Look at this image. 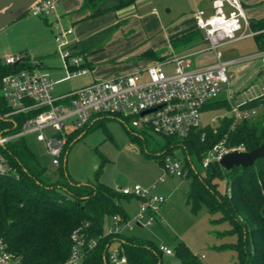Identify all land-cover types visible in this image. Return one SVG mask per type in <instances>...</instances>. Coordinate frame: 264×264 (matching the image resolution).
<instances>
[{"label":"rangeland","instance_id":"1","mask_svg":"<svg viewBox=\"0 0 264 264\" xmlns=\"http://www.w3.org/2000/svg\"><path fill=\"white\" fill-rule=\"evenodd\" d=\"M151 1L138 0L132 5L98 17L85 19L87 17L85 16L83 18L85 20L82 19L77 22H72L73 17L68 15H63L62 18L55 20L52 13L49 16H35L33 12H30L23 17L34 22L29 31L18 32L13 24L0 33V63L5 64L6 55L17 57L20 56L21 52H25L33 59L44 61V64H47L50 69H60V74L54 77L56 80H61L66 77L65 71L61 70L64 66L59 51V45L62 41L61 34L71 29L73 35L69 36L68 40L72 45L81 44V41H87L95 36L92 40L93 44L85 49V53L93 65V71L87 75H79L71 81L59 82L56 86V93L81 89L92 84L94 79L100 81L110 75L114 77L123 76L131 74L137 69L147 68L150 62L143 58L147 51H154L158 57H161L163 53L168 55L172 53L171 40L167 35L165 26L161 29L157 21V18L159 16L162 18V15L168 19H174L170 12H166L169 6L163 8L165 11L160 8L157 14L154 12L153 16L149 15L147 18L144 17L139 20L135 19L137 17H133L136 13H138L137 16L143 17L152 11L153 5L147 9L143 8V10L140 8V5L145 2L148 4ZM240 1L246 5L245 14L250 21L264 19V0ZM157 2H153L156 7L159 4ZM174 4L175 2L173 4L171 2L172 12ZM87 10L90 14L93 12V8ZM115 16L118 17L117 21L113 20ZM114 21L116 24L109 26L108 23ZM98 25H108L109 27L106 26L103 30L92 35L91 33L95 32L92 29ZM243 27L245 30L244 24ZM109 28H113V31L108 32ZM90 35L91 37H89ZM78 39L83 40L75 42ZM196 44L200 43H191L186 47H181L182 56L191 55L187 59L190 60L191 67L206 65H199L204 59L209 61L208 65L214 64L210 52L204 51L207 46L202 44L203 46L198 45L200 47L194 48ZM199 51L204 52L202 55L195 54ZM220 52H222L224 60L228 61L255 56L261 52V49L256 39L250 37L226 46ZM25 53L22 55H27ZM165 60L167 58L151 61L153 65L163 63ZM262 64L261 59H254L247 63L234 65L229 69L230 88L235 99L229 101L232 109L237 107L239 103L255 99L261 94V79L258 73L262 70ZM171 71V69L167 70L168 73ZM227 90L228 88L225 87L219 101L228 99ZM249 108L258 112V116L250 121H254L259 126L263 125L264 99L253 102ZM232 115L233 112L227 107L210 108L203 112L201 125L220 127L221 121L224 118L232 117ZM128 129L135 134H141L140 141L132 139ZM45 134L51 135V129L45 130ZM26 141L40 165L47 169L49 177L57 180L60 176L58 169L51 167V158L48 156L44 145L38 143L34 136L28 137ZM166 144L167 142L163 137L148 129L140 133L139 130L132 127L128 128L118 120L109 119L96 124L77 143L67 147V171L73 180L86 185L96 180V172L101 168L98 175L99 182L116 190L133 188L136 185L150 189L163 179L153 194L164 196L166 203L160 206L154 215V222L147 225L151 215L144 214L141 227H124L123 234L128 237L149 240L158 247H166L172 250L173 256L162 254L161 264H183L182 259L176 253V248L180 243H184L194 254L196 264H238V251L230 247L236 245L238 238L235 235L219 236L218 234L230 230L231 226L228 223L211 224L210 220L220 218V214L212 217L205 208L198 215H194L186 200L190 179L186 178V175L178 178L166 174L160 162ZM172 156L184 165L185 152L182 148L173 149ZM193 160L197 169L202 172L201 165L196 162L195 158ZM219 185L220 190L224 192L225 182L219 181ZM139 202L137 198L131 197L122 203L125 211L132 219L141 209L142 203ZM105 229H107V225ZM222 246L229 247L221 249ZM117 248V244L112 245V250Z\"/></svg>","mask_w":264,"mask_h":264},{"label":"trees","instance_id":"2","mask_svg":"<svg viewBox=\"0 0 264 264\" xmlns=\"http://www.w3.org/2000/svg\"><path fill=\"white\" fill-rule=\"evenodd\" d=\"M108 1L84 0L80 11L93 8V12L85 18L89 19L132 5L138 0H122L118 5L97 13ZM251 28L260 32L254 38L261 52L264 51V19L251 21ZM107 31H113V28ZM94 38L79 44L81 53L93 44ZM191 43H204L203 33L198 29L174 39L171 45L179 48ZM143 58L166 59L152 51H147ZM35 61L41 66L39 59ZM34 67L28 55L23 56L18 65L0 63V79ZM218 107H227L232 111L227 100H218L207 109ZM10 112L0 96V115ZM32 114L1 119L0 135L20 131ZM109 119L127 123L117 116H96L87 127L68 135L57 180L49 177L47 169L40 165L27 138L10 142L2 148L16 174L0 176V241L22 264H66L72 254V237L76 232L83 234L86 240L82 264H110L113 244H117L120 254L127 257L128 264H161L163 252L153 242L123 234L106 236L105 226L108 228L113 217L123 224L132 219L122 204L131 196L99 182L101 168L96 172L95 181L82 185L71 178L64 166L67 147L77 143L96 124ZM233 122L232 117L224 118L220 127L206 126L192 132L186 139L163 137L167 144L160 162L163 166L165 156L172 155L175 148H182L185 152L183 171L191 181L186 200L192 213L198 215L205 208L212 217L220 214V218L211 219L210 223H228L231 226L230 230L218 234L238 238L236 245L230 246L238 251V264H264V158L258 159L251 167H234L231 171L224 170L218 163H212L207 169L202 166L207 152L225 136H228L229 145H243L248 152L264 143V124L259 126L254 121H245L232 132ZM128 132L132 139L140 141L141 134L129 129ZM193 158L201 165L202 172L197 169ZM219 181L226 184L224 192L219 188ZM94 242L96 246H93ZM228 247L222 246L221 249ZM176 253L183 264H196V257L184 243L179 244Z\"/></svg>","mask_w":264,"mask_h":264},{"label":"built area","instance_id":"3","mask_svg":"<svg viewBox=\"0 0 264 264\" xmlns=\"http://www.w3.org/2000/svg\"><path fill=\"white\" fill-rule=\"evenodd\" d=\"M59 2L60 0H42L31 12L35 16H49L56 12ZM194 18L197 29L203 33V42L207 46L204 51L212 52L215 56L214 64L191 68L187 60L191 55H175L167 58L163 63L151 65L144 71L96 81L60 97L54 95L57 83L40 70L41 66L38 62L33 63L35 67L32 70L25 69L16 74L3 76L0 79V96L11 112L4 116L0 115V120L17 115L34 114L22 124L20 131L0 135V176L16 174L3 154L2 148L10 142L30 136H34L38 143L44 145L51 158V167L58 169L68 143V135L87 127L96 116H117L127 121L125 125L128 128L137 129L140 133L148 129L160 137L186 139L192 132L206 127L201 125L203 112L219 100L225 87L229 91L230 67L254 59H261L263 63L262 70L258 73L261 79V94L257 99H264V51L255 56L229 61L224 60L220 52L222 48L239 40L260 34L252 30L241 1L211 0L210 11L198 9ZM241 32L243 33L238 36ZM72 34L71 29L64 31L59 45L66 71L64 80L85 75L88 71L82 67L84 65L82 58L75 54L73 45L68 40ZM204 51L195 54H202ZM22 59L21 55L7 56L5 65H16ZM166 69H171V73ZM227 96V101L235 100L230 91L227 92ZM245 104H240L232 110L234 119L231 125L232 132L241 122L254 120L258 116L256 110H241V106ZM47 129H51V135L45 134ZM227 138L228 136H225L207 152L202 165L204 169L212 163L220 164L227 154L248 152L243 145H229ZM163 167L167 175L178 178L185 175L182 162L172 155L165 156ZM161 182L163 179L150 189H144L139 185L122 188L120 191L124 195L135 197L142 203L141 209L125 224L117 217H113L106 230V236L121 235L124 227H141L144 214L151 215L147 222V225H151L160 206L166 203L164 196L153 194ZM72 243V254L66 264H82L85 257V236L76 232L72 237ZM93 246H96L95 242ZM160 250L166 255H173V251L166 247H160ZM109 262L128 264V259L121 255L117 248L111 250ZM0 264H22L19 258L7 251L2 241H0Z\"/></svg>","mask_w":264,"mask_h":264},{"label":"crops","instance_id":"4","mask_svg":"<svg viewBox=\"0 0 264 264\" xmlns=\"http://www.w3.org/2000/svg\"><path fill=\"white\" fill-rule=\"evenodd\" d=\"M83 1L84 0H60L59 5H58V9L56 10V12L52 13L54 15L55 20H58V19L62 18L63 15H68L70 17H73L72 22H77V21H81L85 16H89L90 13L88 12V10L87 11L86 10L80 11L81 8H82V5H83ZM139 1H150V0H139ZM152 1L153 2H157L158 1L157 2V3H159L158 6L156 7ZM152 1L150 3H148V4H145L146 3L145 2L143 5H140L141 10H143V8H146V9L147 8H150L153 5L152 11H150L147 15L145 14L146 16L144 15L143 17L137 16L138 13L134 14L133 17L134 18L137 17L135 19H139V20L142 19V18H144V17L147 18V16H149V15L153 16V13L154 12L157 14V12H159L160 8L163 9V8L169 6V8L166 9V12L167 13L170 12L171 15L174 16L173 17L174 19H168L165 15L164 16L162 15V18L159 16V18H157V21H158V25H160V28L161 29L163 28V26H165V30H166L167 35L170 38L171 42H172L173 39L180 38V37H182L184 35H187V34H190L192 32H196L197 31L196 20L194 18V14H195L196 10H198V9H204V10H207V12H209L210 9H211V0H171V1H167V0H152ZM171 2H172V4L175 2V4L173 5L174 6L173 12H172ZM169 3H170V5H169ZM243 7H244V9H246V5L243 4ZM117 19H118L117 16H115L113 18V20H116V21H117ZM31 21L29 20V18H22L17 23H15L13 27L14 28L16 27L15 29L18 32L20 31L22 33L25 30L27 32V31H29L30 27H33V25H34V22H31ZM116 21H114L112 23H108V24H110L109 26H111V25L113 26V24H116L115 23ZM46 22H47V20H46ZM106 26H108V25H98L97 27H95L94 29H92L95 32L94 33H91V34L93 35V34L99 32V31L103 30V28L106 27ZM89 37H91V35ZM81 40H83V39H78L75 42H80ZM81 42H83V41H81ZM199 45H202V44H199ZM203 45L206 46L204 43H203ZM198 47H200V46L196 45L194 48H198ZM182 48L181 47H179V48L171 47L172 53H170L169 55L163 53L161 55V57L170 58V57L175 56V55L176 56H180V55L182 56V53H183L181 51ZM73 50L75 51V54L77 56H79V57L82 58L83 64L84 65L86 64L85 68L88 71H87V73L85 75H87L88 73H90V71L92 72L93 71V65H92L91 61L89 60V57L86 55V53L85 52H82L81 53V49H80L78 43L75 44V45H73ZM149 51H152V50H149ZM152 52H154V51H152ZM24 53L21 52L20 55H22ZM25 54H27V53H25ZM80 54L81 55L83 54V56H80ZM209 54H211V58H212L213 62H215V56H214V54L212 52H210ZM6 56H10V55H6ZM22 56H25V55H22ZM29 58H30V60L33 63L38 62V61H35L36 58L33 59L31 56H29ZM145 60H148L150 62V65L148 66V67H150L152 65V61L149 60V59H145ZM189 62H190V60H188V63ZM40 63H41L40 70L43 73L47 74L51 79H53L57 83V85L59 84V82L71 81V80L74 79L73 78L71 80H64L66 78L65 77V78H63L61 80H59V79L56 80L54 76H58L60 74V72H59L60 69L59 70H57L58 68H56V70L55 69H50V67L47 64L45 65L44 64L45 62L42 61V60H40ZM200 63L201 64H199V65L206 64L204 66H208L209 61H205V59H204V61H202ZM190 66H192V64H190ZM204 66H201V67H204ZM232 67H234V66H232ZM147 68L137 69V70L133 71L131 74H134V73H137V72H140V71H144ZM195 68H199V67H195ZM61 70L62 71L63 70L65 71L64 66H63V69H61ZM65 74H66V71H65ZM128 75H130V74H128ZM112 78H114V76H111L110 75L108 77H105L104 80H109V79H112ZM94 80H95L94 82H96V79H94ZM75 90H77V89H75ZM75 90H70L69 92H64V93L58 94V93L55 92L56 91V87H55L54 95L56 97H60V96L66 95V94H68V93H70L72 91H75ZM229 91L232 94L231 88H229ZM258 97H256L255 99H251V100H248V101H244L242 103H239L238 105L243 104V103H246L245 105L241 106L240 109L241 110H249L250 109L249 106L253 102L262 100V99H257ZM225 100H227V99H225ZM121 189L122 188H119L118 190H121ZM137 201L139 202V200H137ZM163 254H165V253H163ZM167 256H173V255H167Z\"/></svg>","mask_w":264,"mask_h":264},{"label":"water","instance_id":"5","mask_svg":"<svg viewBox=\"0 0 264 264\" xmlns=\"http://www.w3.org/2000/svg\"><path fill=\"white\" fill-rule=\"evenodd\" d=\"M41 1L42 0H0V33L25 17L31 12L33 7ZM121 1L122 0L108 1L97 10V13L106 11L118 5ZM19 63L20 61H18L16 65ZM261 158H264V143L252 152H234L225 155L220 162V166L226 171H231L234 167H251ZM64 166L67 167L66 157L64 159Z\"/></svg>","mask_w":264,"mask_h":264}]
</instances>
